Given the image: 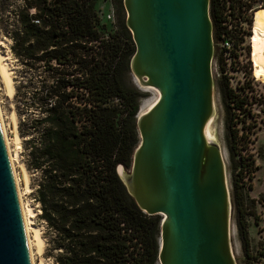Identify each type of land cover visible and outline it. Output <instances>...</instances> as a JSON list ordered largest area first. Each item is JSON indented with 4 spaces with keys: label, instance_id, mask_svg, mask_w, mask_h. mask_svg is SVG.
Listing matches in <instances>:
<instances>
[{
    "label": "trees",
    "instance_id": "1",
    "mask_svg": "<svg viewBox=\"0 0 264 264\" xmlns=\"http://www.w3.org/2000/svg\"><path fill=\"white\" fill-rule=\"evenodd\" d=\"M112 1L117 28L102 37L92 0H0L10 51L23 69L13 93L23 165L32 175L53 264H153L156 258L159 222L136 207L115 172L117 165L130 166L140 94L123 83L133 44L119 14L121 0ZM235 1L209 0L214 51L222 32L241 51L242 20H252V34L253 8ZM223 89L227 109H240L243 98L226 83ZM232 125L230 116L227 126ZM237 144L228 146L231 157H238L235 223L250 264L244 216L257 217L244 206L237 182L255 167ZM248 202L264 208V198Z\"/></svg>",
    "mask_w": 264,
    "mask_h": 264
},
{
    "label": "water",
    "instance_id": "2",
    "mask_svg": "<svg viewBox=\"0 0 264 264\" xmlns=\"http://www.w3.org/2000/svg\"><path fill=\"white\" fill-rule=\"evenodd\" d=\"M134 84L157 93L134 116L137 143L115 172L147 216L159 215L156 264H236L223 149L214 115L209 0H121ZM0 264H30L0 131Z\"/></svg>",
    "mask_w": 264,
    "mask_h": 264
},
{
    "label": "rangeland",
    "instance_id": "3",
    "mask_svg": "<svg viewBox=\"0 0 264 264\" xmlns=\"http://www.w3.org/2000/svg\"><path fill=\"white\" fill-rule=\"evenodd\" d=\"M93 10L95 12V25L98 33L102 37H107L108 34L113 33L117 28L116 18H117V8L112 0H92ZM243 5H248L251 9L253 8L252 14H254V25H256L257 20H259L258 25H262V30L264 29V6H260L261 3L256 0H240ZM235 1V3L240 2ZM264 2V0H263ZM121 5V4H120ZM112 14V16H111ZM119 14L124 20V11L122 5L119 9ZM107 15H110L108 18ZM10 17V16H9ZM256 20V21H255ZM252 21V20H251ZM242 25L245 21L242 20ZM9 23V21L7 22ZM252 26V34L250 32L249 37V54L247 55L248 46L244 38H241L240 46L241 51L238 52L239 59L236 60L234 69L229 74L223 76V62L218 57L216 48L211 58V78L213 83V99H214V115L212 122L210 124V131L216 139L218 140L221 148L223 149L224 162H225V172L227 187L229 192V199L231 205V245L233 251V257L236 264H246V258L244 256L243 250L241 248L240 238L238 236L236 223H235V206L233 203V183L237 179L238 168L235 166V161H237V154L231 157L228 146L233 141H237V146L239 152L242 156L248 157L252 160L253 166L250 176H244L241 182H237L241 185L240 188L244 206L246 205L257 219L254 220L253 216L245 215L244 219L246 221V231L249 241L248 253L250 255V264H264V208L259 205V203H254L249 205L248 199H258L264 198V68L260 59V50L264 47V30L257 33V27ZM5 17L0 20V56L2 57V63H6L11 71V77L13 80V88L16 85L17 79H20L23 74L22 65L17 61L10 51V40L7 34L4 32L5 28ZM260 27V26H258ZM259 28V29H261ZM253 35V37H252ZM252 37V39H250ZM219 40V36L217 38ZM216 40V41H217ZM251 43V48H250ZM251 51V52H250ZM237 57V56H236ZM253 63V66L251 65ZM253 68V69H252ZM255 74V76H252ZM134 79L129 72L128 63L127 68L123 75V83L125 86L134 89L140 94L137 100V106L140 108L142 101L155 100L157 93L152 90H144L142 87H138L134 84ZM224 83L230 88L238 97L243 98V105L240 109L228 110L224 99L223 89ZM14 93V91H13ZM0 113L2 114V123L5 129V136L8 138V146L11 153L17 155V162L23 165V151H22V138L19 137V147L16 148L13 143V134L11 133L12 121L11 114H15L16 126L18 123V115L16 114L15 103L13 94L8 96L5 92L4 85L0 76ZM232 116L233 125L228 128L227 121ZM242 125V126H241ZM234 129V130H233ZM17 131V127H16ZM233 131L236 132V137L232 136ZM245 135V139L239 137V135ZM18 134V133H17ZM136 134V130H135ZM137 139V134H136ZM246 140V141H244ZM235 151V150H234ZM248 161V160H246ZM14 162V172L18 177V186L21 191V200L23 203H27L30 208H32L33 215L31 216V222L33 226L39 229L40 237L42 238L43 245L41 254L37 253L34 245L32 248V259L34 264H39L40 258L43 259L45 264H53L48 251L47 234L43 222L39 218L38 204L33 198V188L31 174L27 172V178L29 180L28 191L24 190V182L22 178V172ZM24 166V165H23ZM127 171V169H124ZM159 222L160 216L154 215ZM158 235V226L157 233ZM155 237V239H156ZM32 239V238H31ZM262 253V255H261ZM153 264H156L155 261Z\"/></svg>",
    "mask_w": 264,
    "mask_h": 264
},
{
    "label": "bare ground",
    "instance_id": "4",
    "mask_svg": "<svg viewBox=\"0 0 264 264\" xmlns=\"http://www.w3.org/2000/svg\"><path fill=\"white\" fill-rule=\"evenodd\" d=\"M250 47H251V43H250ZM261 60L263 61V64H264V47H263L262 53H261ZM0 76H1V79H2V82H3L6 94L11 97L12 94H13V91H14V88H13L14 84H13V80H12L13 77H11V71L8 68L7 64L6 63H2V57L1 56H0ZM142 88L144 90H152V91H154L153 89H150L148 87H142ZM156 98H157V96L155 97V100H156ZM155 100L154 101L153 100H151V101H142L140 108L138 107V110H139L138 113L147 110L155 102ZM1 115L2 114L0 113V131H1L3 143H4V146H5L7 158H8V161H9V165H10V169H11V173H12V177H13V182H14L17 202H18V206H19V210H20V214H21V219H22L23 230H24V234H25V239H26V244H27L30 264H34V262H33L34 257L32 259V255H33L32 248L33 247L31 248V246L34 245L36 250H37V253L39 254L41 252V250L43 251L42 245H43L44 241H42V238L40 237L41 233H39V229L36 226L32 225L31 216L33 215V211H32V208H30L31 206H29L27 203H23L22 200H21V191H20L19 186H18V182H19L18 180L19 179L15 175V172H14V168H15L14 167V165H15L14 162H17V155L11 153L12 152V151L10 152L11 149L9 150L10 147L8 146V140H7L8 138H6L7 136H5V129H4V126H3V123H2ZM16 119L17 118H15V114L12 113L11 114V121H12L11 133L13 134L12 140H13V143H14L15 147L18 148L20 140H19V136L17 134L18 130L16 131V127H17L16 126ZM211 122H212V118L209 120V122L205 126V131H204L205 135H206V137H210V138H212V139H214V140H216L218 142V140L216 139L214 134H212V132L210 131ZM17 165H18V167L20 168V170L22 172V178H23V182H24V190L28 191L30 189H29V186H28L29 180L27 178V174H26L27 172L25 171L24 166L21 163L17 162ZM39 264H45L42 258H40Z\"/></svg>",
    "mask_w": 264,
    "mask_h": 264
},
{
    "label": "built area",
    "instance_id": "5",
    "mask_svg": "<svg viewBox=\"0 0 264 264\" xmlns=\"http://www.w3.org/2000/svg\"><path fill=\"white\" fill-rule=\"evenodd\" d=\"M251 9H249L250 11ZM112 16V14H111ZM109 18L110 15H107ZM228 15L226 16V18ZM229 28V27H228ZM238 29L236 25L233 26V30ZM240 37L243 38V33H239ZM215 48L218 57L222 60L223 62V68H224V74L227 75V71H230L229 74L232 72V69L234 68L236 64V60L239 59L237 55V50L234 49L232 45V39L230 36L226 35V33H219V40L215 43ZM237 55V57H236Z\"/></svg>",
    "mask_w": 264,
    "mask_h": 264
},
{
    "label": "flooded vegetation",
    "instance_id": "6",
    "mask_svg": "<svg viewBox=\"0 0 264 264\" xmlns=\"http://www.w3.org/2000/svg\"><path fill=\"white\" fill-rule=\"evenodd\" d=\"M250 25H251V21L250 22H247L245 23L244 25V32H243V38L245 39L246 41V45L248 46V49H247V55L249 54V37H250ZM252 38V37H251ZM250 38V39H251ZM251 48V47H250ZM263 49V48H262ZM262 49L260 50V59H261V53H262ZM251 52V51H250ZM262 64H263V61L261 60ZM251 65L253 66V63H251ZM263 68H264V64H263ZM253 69V68H252ZM252 76H255V74H252Z\"/></svg>",
    "mask_w": 264,
    "mask_h": 264
},
{
    "label": "crops",
    "instance_id": "7",
    "mask_svg": "<svg viewBox=\"0 0 264 264\" xmlns=\"http://www.w3.org/2000/svg\"><path fill=\"white\" fill-rule=\"evenodd\" d=\"M263 234H264V232H263ZM264 236V235H263Z\"/></svg>",
    "mask_w": 264,
    "mask_h": 264
}]
</instances>
